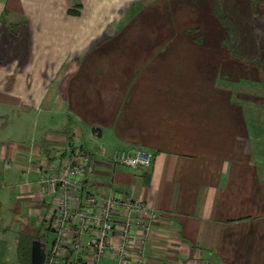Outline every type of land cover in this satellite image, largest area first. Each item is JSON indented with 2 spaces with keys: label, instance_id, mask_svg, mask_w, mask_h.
Listing matches in <instances>:
<instances>
[{
  "label": "crops",
  "instance_id": "0c3cea01",
  "mask_svg": "<svg viewBox=\"0 0 264 264\" xmlns=\"http://www.w3.org/2000/svg\"><path fill=\"white\" fill-rule=\"evenodd\" d=\"M247 1L0 0V264H32L37 237L49 249L55 199L39 179L73 145L91 155L92 189L159 215L141 263L147 234L132 216L124 264H264L263 68L249 64L258 76L248 78L235 60L232 77L231 37L214 14L218 2L248 56L244 41L264 37L253 12L264 0ZM115 151L153 161L114 167ZM113 224L117 248L126 218ZM79 237L72 227L62 264L78 240V264H89L90 237Z\"/></svg>",
  "mask_w": 264,
  "mask_h": 264
},
{
  "label": "built area",
  "instance_id": "2783aa9c",
  "mask_svg": "<svg viewBox=\"0 0 264 264\" xmlns=\"http://www.w3.org/2000/svg\"><path fill=\"white\" fill-rule=\"evenodd\" d=\"M60 153V152H59ZM153 161L151 154L137 151L130 154L126 151H115L110 162L115 166L132 169L149 167ZM91 155L83 152L80 145H73L66 163L60 167H51L49 172L41 173L39 190L46 197H54L55 208L52 210L51 226L54 239L48 251L45 264H62L72 227H76L80 237L89 235V246L93 252L89 264H101L108 251L120 255V264L127 261L133 230L132 216L137 218V226L143 229L138 262L143 261L142 252L151 231V223L158 220V213L140 199L124 198L116 195L102 196L82 178L87 167L92 165ZM42 170V169H41ZM85 200V205L80 203ZM120 213L126 218L122 229L120 245L116 248L111 244L115 228L113 219ZM79 237V238H80ZM75 257L70 264H78L81 242L74 244ZM116 248V249H114Z\"/></svg>",
  "mask_w": 264,
  "mask_h": 264
},
{
  "label": "rangeland",
  "instance_id": "374dc122",
  "mask_svg": "<svg viewBox=\"0 0 264 264\" xmlns=\"http://www.w3.org/2000/svg\"><path fill=\"white\" fill-rule=\"evenodd\" d=\"M245 1V3L247 4L248 3V1L247 0H244ZM254 9H253V12H254V16H255V18L256 19H258V20H261V22L260 23H263V25L262 26H264V5H263V8L262 7H259L258 9H256L255 8V6H256V2L254 3ZM234 11H238V9H233ZM236 12H234L235 13V16H236V18L239 20V19H241L242 18V20H247V18L246 17H243V16H240V15H238ZM259 32L260 33H262L263 34V36H264V30H263V32H262V30H259ZM255 40V41H254ZM254 40H247V41H244L246 44H247V46L250 44L251 46H249V47H251L253 50H254V48H255V50H259V56L257 57V58H255V59H252L253 58V55H254V51L253 50H251V51H249L248 52V56H245L244 58H242V59H240L239 60V62H241V63H245L247 66H248V72H247V76H248V78H249V76L251 77V78H255L256 76H258V73H257V70H255V69H253V67L252 66H250L249 64H252V63H257V67H259L260 68V65L262 66V68H263V74H264V47L262 48V46L264 45V37H263V40L262 39H254ZM257 48V49H256ZM233 59V58H232ZM234 60V59H233ZM235 65H236V67H235ZM237 62L234 60L233 62H232V66H231V74H232V77L234 78L235 76H234V74L235 75H237V77H238V75H239V71H238V67H237ZM249 69L252 71V72H250L249 71ZM260 70V69H259ZM236 72V73H235ZM264 80V79H263ZM96 142H95V144H92V145H89V144H86L85 145V148L87 149V148H89L87 145H89L90 146V148H92V149H96L95 147H98V144L101 142V140H99V139H96L95 140ZM100 141V142H99ZM50 236V235H49ZM49 240H50V238H49Z\"/></svg>",
  "mask_w": 264,
  "mask_h": 264
},
{
  "label": "trees",
  "instance_id": "16d2710c",
  "mask_svg": "<svg viewBox=\"0 0 264 264\" xmlns=\"http://www.w3.org/2000/svg\"><path fill=\"white\" fill-rule=\"evenodd\" d=\"M214 14H215L216 19L219 21V23L224 27V29L227 31V33L231 37L228 40V44H229L230 50L232 51V58L236 61H239L240 59L244 58L243 54L241 55L239 54L241 41L239 39L238 34L240 32L235 22L225 14V12L222 10L218 2L215 3ZM37 238H40V237H37Z\"/></svg>",
  "mask_w": 264,
  "mask_h": 264
},
{
  "label": "water",
  "instance_id": "95a60500",
  "mask_svg": "<svg viewBox=\"0 0 264 264\" xmlns=\"http://www.w3.org/2000/svg\"><path fill=\"white\" fill-rule=\"evenodd\" d=\"M96 133L98 134L96 135ZM92 134L98 137H102V131L98 128L93 129ZM47 251V244L40 238L35 239L32 242V264H45Z\"/></svg>",
  "mask_w": 264,
  "mask_h": 264
}]
</instances>
